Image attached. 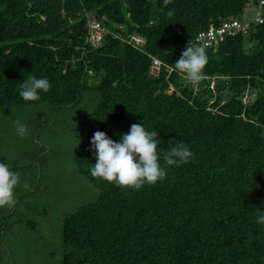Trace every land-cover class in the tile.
Segmentation results:
<instances>
[{
    "label": "trees",
    "instance_id": "trees-1",
    "mask_svg": "<svg viewBox=\"0 0 264 264\" xmlns=\"http://www.w3.org/2000/svg\"><path fill=\"white\" fill-rule=\"evenodd\" d=\"M248 1L0 0V105H72L83 89L98 93L73 149L98 196L63 217L61 264H264V225L255 222L264 214V20L240 16ZM91 14H104L108 29L96 47L86 41ZM233 18L248 22L247 34L205 48L207 82L186 83L174 64L186 38ZM134 34L145 44L125 41ZM32 76L51 87L24 101L20 84ZM133 123L157 131L162 166L174 139L189 161L139 189L94 178L93 134L118 140Z\"/></svg>",
    "mask_w": 264,
    "mask_h": 264
},
{
    "label": "rangeland",
    "instance_id": "rangeland-1",
    "mask_svg": "<svg viewBox=\"0 0 264 264\" xmlns=\"http://www.w3.org/2000/svg\"><path fill=\"white\" fill-rule=\"evenodd\" d=\"M254 14L255 5L249 0L240 16L248 20ZM97 80L91 76L88 84ZM207 80L199 82L204 85ZM217 83L214 78L208 86L213 89ZM253 95L247 91L242 99ZM97 99V91L89 87L72 105H0L3 146L8 158L16 159L13 166L20 175L14 206L0 208V264H61L63 217L98 196L73 160V149L89 130ZM17 122L28 127L23 138L16 135Z\"/></svg>",
    "mask_w": 264,
    "mask_h": 264
},
{
    "label": "clouds",
    "instance_id": "clouds-1",
    "mask_svg": "<svg viewBox=\"0 0 264 264\" xmlns=\"http://www.w3.org/2000/svg\"><path fill=\"white\" fill-rule=\"evenodd\" d=\"M167 2L165 0V5ZM168 15H173V12L170 10ZM174 64L175 69L184 74L186 83L197 84L207 64L205 48L188 44ZM22 81L19 95L24 101H38L41 93L48 92L51 87L47 77L32 76ZM15 132L23 138L28 134V127L17 122ZM158 143L157 131L146 130L143 123H133L128 132L119 134L118 140H113L103 131H96L90 139L89 150L95 156L90 174L121 187L139 189L145 183L154 184L163 180L166 167L185 164L192 155L183 142L177 143L174 139L164 154L162 166L157 153ZM19 182V173L9 163L0 162V208L14 206L15 188ZM24 186L28 187L27 184ZM255 222L264 225V214L258 215Z\"/></svg>",
    "mask_w": 264,
    "mask_h": 264
},
{
    "label": "built area",
    "instance_id": "built-area-1",
    "mask_svg": "<svg viewBox=\"0 0 264 264\" xmlns=\"http://www.w3.org/2000/svg\"><path fill=\"white\" fill-rule=\"evenodd\" d=\"M256 2V4H254ZM250 3L255 5V14L252 18L253 22L261 23L264 20L263 5L264 0H250ZM106 16L104 14H91L88 18L86 41L93 47L101 44L102 38L108 29L104 26ZM121 27V26H120ZM249 24L244 19L233 18L221 21L218 25H210L205 29L199 30L192 38L187 37L185 42L193 47L203 46L204 48L211 47L216 43L224 40L226 36H233L237 33L247 34ZM134 46H142L145 40L139 35H131L125 40ZM161 66V61L157 57L151 58L149 73L158 75Z\"/></svg>",
    "mask_w": 264,
    "mask_h": 264
},
{
    "label": "crops",
    "instance_id": "crops-1",
    "mask_svg": "<svg viewBox=\"0 0 264 264\" xmlns=\"http://www.w3.org/2000/svg\"><path fill=\"white\" fill-rule=\"evenodd\" d=\"M2 125L0 126V162H7L9 163L10 167L17 172V170L14 168L13 164L16 162V159H9L8 158V151L3 146L2 136H1V129H4ZM6 132V129L4 130ZM28 169H24L23 172L26 173ZM20 172V171H19ZM20 176V175H19ZM19 185V184H18Z\"/></svg>",
    "mask_w": 264,
    "mask_h": 264
}]
</instances>
